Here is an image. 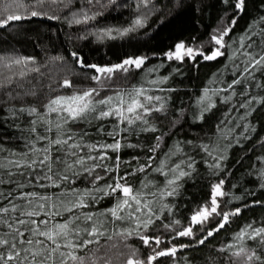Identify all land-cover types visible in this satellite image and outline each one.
<instances>
[{"label":"snow or ice","instance_id":"obj_1","mask_svg":"<svg viewBox=\"0 0 264 264\" xmlns=\"http://www.w3.org/2000/svg\"><path fill=\"white\" fill-rule=\"evenodd\" d=\"M63 2L11 0L0 5V28L34 17L58 20L60 17L54 12L50 15L45 7ZM149 2L139 0L137 8L147 7ZM222 2L233 7L236 13H242L246 7V0ZM87 3L98 4L100 0H87ZM79 15L81 18H74L71 23H88L102 13L90 14L82 9ZM236 22L233 16L225 26L215 30L210 40L216 47L210 54L180 42L174 50L165 53V58L183 63L186 59L194 61L197 56L205 61L224 56L230 46L225 38ZM144 23L145 17L137 16L131 26L100 30L97 38L123 37L143 27ZM254 24L260 25V31L246 30L232 53L233 78L221 88L206 87L196 100L200 106L196 119L200 121L217 108L213 97L226 106L215 127L220 140L226 141L228 146L233 141L239 144L240 137L249 138L248 133L255 131L249 118L259 108H264V16ZM71 55L80 67L94 69L95 74L90 79L97 87L52 95L42 107L16 106L22 96L38 94L35 88L25 92L22 83L30 73H40L39 67H30L35 64V58L0 55V68L10 72L4 75L0 71V98L3 100L0 114L4 117L0 128L10 125L23 145L20 149L8 148L4 142L8 138H0V264H159L162 257H171L175 262L177 253L192 245H177L171 243L173 240L194 238L195 226L219 217L216 227L196 241L203 245L225 228L232 217L239 216L243 208L250 206L245 203L242 207L223 210L224 197H229L225 203L242 197H232L225 192V181L219 180L212 185L209 202L194 211L187 226L181 227L180 220L170 219L175 215L176 205L169 201L181 196L183 183L193 177L197 164L196 155L185 153L181 142L162 153L164 158L159 159L166 134L153 122L158 119L155 114L174 112L175 127L186 109L183 106L170 109L171 97L156 93L176 89L149 88L144 84L115 88L107 83L114 81L118 73L125 74L126 79L134 70H143L147 56H130L116 64L98 66L85 65L75 52ZM62 59L52 58L53 61ZM154 71L149 69V72ZM168 79L163 76L151 80L150 84L162 85ZM57 86L60 89L75 87L67 78ZM102 92L111 94L102 95ZM3 104L8 107L4 108ZM233 112L239 113L235 119ZM144 133L154 134L150 146L139 140ZM183 143L204 154L199 162L213 170V175L216 170H223L221 165L227 156L219 145L203 141L195 144L191 140ZM125 149L142 150L148 155L143 163L137 155L122 160L121 152ZM258 159L264 160V157ZM150 172L163 176V183L147 179ZM138 173L145 178L133 180ZM81 181H86L83 188L77 186ZM260 187L264 189V183ZM246 195L254 197L255 192H246ZM106 200L111 201L110 206L102 207ZM257 204L264 206V201H251L252 206ZM161 230L168 232L166 239L158 234ZM132 240L139 244L129 243ZM163 244L168 246L161 247ZM141 248L147 252H142ZM217 251L222 256L213 264H264V223L246 224L234 234L232 243Z\"/></svg>","mask_w":264,"mask_h":264},{"label":"trees","instance_id":"obj_2","mask_svg":"<svg viewBox=\"0 0 264 264\" xmlns=\"http://www.w3.org/2000/svg\"><path fill=\"white\" fill-rule=\"evenodd\" d=\"M232 0H229L231 3ZM11 3V0H0V5ZM139 0H100V3L89 5L87 0H64L58 5L46 6L45 11L50 15L54 12L60 17L58 20H49L44 17H34L20 22H13L7 28H0V55L6 58L34 57L35 64L30 67H39L40 73H30L23 81V90L28 92L35 88L37 96H22L16 104L17 107L30 105L42 107L52 95H67L79 89L97 87L96 82L90 77L95 74L94 69L80 67L72 53H77L83 58L85 65L95 64L98 66L119 63L127 57L147 56L143 70H134L130 74L118 73L114 81H108L115 88H130L133 85L144 84L149 88L163 87L176 89L173 92H157L162 96H170L169 108L183 106L186 111L183 118L179 119L176 126L173 120L175 113L155 114L158 119L153 122L161 132L166 135L162 143L159 159H163L162 153L173 149L177 142H181L185 153L196 155V172L191 179H186L181 188V196L170 199L175 204V215L170 219L181 221V227L187 226L189 217L200 205L209 202L212 185L219 180H224L223 190L230 193L231 203H225L229 197L221 201V208L225 211L235 207H242L245 203L250 206L243 208L239 216L231 218V222L214 236L209 237L205 244L199 245L197 240L207 234V230L216 227L219 217L210 220L204 225L194 227V238L181 237L171 243L180 245L188 244L192 247L185 248L177 253L175 262L171 257L160 258L159 264H213L219 261L222 254L217 250L225 244L233 242V236L243 226L250 222L257 225L264 223V206L251 205L253 199L264 201V189L260 185L264 183V108H259L251 120L255 131L248 133V139L240 137V143L233 141L231 146L226 141L220 140L217 125L222 117L226 106L221 104L216 97L213 100L217 108L206 115L203 121L197 120L199 105L196 100L203 94L207 87L217 89L224 86L225 82L233 78L235 71L231 59L237 42L241 36L248 32H259L260 25L254 24L261 16H264V0H246V7L242 13H236L233 7L225 4L222 0H150L147 7L141 5L137 8ZM86 9L89 13H102L88 23H71L73 19H80L79 13ZM74 14L75 15L74 17ZM137 16L145 17L143 27L136 29L126 36L116 39L105 38L99 40L97 33L103 29H124L132 25ZM235 16L236 25L225 41L230 45L225 50V55L212 61L203 60L202 56L196 59H186L183 63L168 61L165 53L174 50L177 43L183 42L186 46L201 49L204 54H210L216 47L210 40L217 28L225 26ZM250 25L252 27L250 28ZM116 35V32H113ZM53 57H62V60L53 61ZM149 69H155L149 72ZM178 70V71H176ZM4 75H10L7 69L0 68ZM168 76L169 79L162 85H151L150 81ZM73 81V89H60L57 84L63 79ZM49 85H52L49 88ZM17 91L19 89H16ZM239 90V89H238ZM42 93V94H41ZM111 92H102V95H110ZM224 93H221V96ZM0 103H3L0 98ZM236 103V100H233ZM7 108V104H3ZM239 113L233 112L235 119ZM4 117L0 114V120ZM227 129H225L226 131ZM159 134V133H157ZM17 133L10 125L0 128V138L5 139L8 148L20 149L23 145L16 139ZM153 133H144L139 137L140 142L150 146L153 141ZM193 141L199 144L201 141L219 145L224 150L227 159L223 161L221 168L209 169L206 164L199 161L203 153L183 143ZM136 142L135 139L132 141ZM137 155L140 163H143L148 153L137 149H125L121 152L122 160H129ZM175 159V157H173ZM121 171H124L122 167ZM144 179V174L138 173L133 180ZM147 179L162 184L164 177L155 172H150ZM86 181L78 183L83 188ZM235 185V187H233ZM246 192H255V196L246 195ZM111 201H105L102 207L110 206ZM158 227V226H157ZM165 239L168 232L161 230ZM139 244V241H129ZM251 243V242H249ZM167 244L161 245L166 247ZM142 252H147L141 248Z\"/></svg>","mask_w":264,"mask_h":264}]
</instances>
